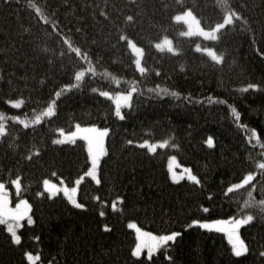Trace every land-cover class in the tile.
Returning a JSON list of instances; mask_svg holds the SVG:
<instances>
[{
	"label": "trees",
	"instance_id": "trees-1",
	"mask_svg": "<svg viewBox=\"0 0 264 264\" xmlns=\"http://www.w3.org/2000/svg\"><path fill=\"white\" fill-rule=\"evenodd\" d=\"M186 10L204 29L231 19L207 39L185 33ZM103 92H130L121 117ZM1 123L0 183L31 221L19 241L0 222V264H264V0H0ZM76 125L107 131L79 206L43 189L88 170L83 139L56 141ZM170 156L196 180L172 181ZM245 216L241 255L195 223ZM130 221L175 236L135 256Z\"/></svg>",
	"mask_w": 264,
	"mask_h": 264
},
{
	"label": "rangeland",
	"instance_id": "rangeland-1",
	"mask_svg": "<svg viewBox=\"0 0 264 264\" xmlns=\"http://www.w3.org/2000/svg\"><path fill=\"white\" fill-rule=\"evenodd\" d=\"M175 19L181 21L185 24L186 29L185 33L188 35H199L203 38H215L217 34V30L230 21L231 16L228 14L224 18V21L217 24L212 29H204L199 24L197 18L193 13L189 10L178 13L175 16ZM129 47L134 54V63L138 69H141V56L142 49L141 47L134 44L132 41L129 43ZM155 46L160 49L166 50H174L172 42L169 38H163L160 41L155 43ZM198 49L206 52L212 59L219 61L220 56L216 53V51L212 48H201L197 46ZM104 95L108 96L112 99L115 107V113L118 117H121V108L127 106L130 103V92H118V93H109L103 92ZM10 104L13 106H19L21 101L12 100ZM4 130L3 123L0 124V132ZM106 129L100 128L95 125H76L71 131H58V136L56 137V141L58 142H72L76 139H83L86 143V148L90 160V165L86 173L75 180L72 186H67L64 182H56L51 180H44L43 189L49 194H57L62 193L66 196L70 203L73 205L79 206L77 201V187L80 181L84 176H88L92 178L94 181H98V164L101 156L105 152V136ZM211 142V139H208V143ZM143 145L147 146L150 150H155L159 146H164V141H156V142H143ZM167 169L169 176L172 181H180L182 179L196 180L195 175L191 172V170L181 165L175 156H170L167 161ZM14 183L17 184V180H14ZM18 203H24L26 207V211L21 208H18ZM15 205H11L8 201L7 192L3 188V184L0 183V222H2L8 232L11 234L14 241H19L18 228L22 224L23 221H31V217L29 214V206L27 203L20 201ZM250 219V216H245L241 218H227V219H217V220H209V221H196L198 225L204 228L210 229H220L224 231L226 239L230 243L232 247V251L236 255H241L246 252V245L241 240L239 236V227L246 223ZM128 226L134 231L135 234V244L133 247V254L135 256H140L145 254L147 256L151 255L155 252L159 247L163 244L172 240L175 236L174 233L169 234H156L149 232L140 228L135 222H128ZM26 258L29 262L35 263L39 260V257L35 253H26ZM40 264H53V263H40Z\"/></svg>",
	"mask_w": 264,
	"mask_h": 264
}]
</instances>
